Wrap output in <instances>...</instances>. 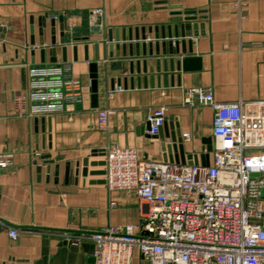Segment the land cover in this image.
I'll return each mask as SVG.
<instances>
[{"label":"crops","instance_id":"0c3cea01","mask_svg":"<svg viewBox=\"0 0 264 264\" xmlns=\"http://www.w3.org/2000/svg\"><path fill=\"white\" fill-rule=\"evenodd\" d=\"M96 8L103 14H94ZM185 23L190 35L181 36ZM181 40L186 47L190 41L192 51L170 54L168 41ZM149 43L153 54L142 55V45L148 49ZM95 53L98 87L93 106L89 64ZM183 57H199V67L168 71L158 86L157 61ZM56 65L66 69L67 77L80 80V100L63 99L62 108L50 115H19L15 95H31L39 88L29 68ZM169 74H174L172 84ZM118 78L120 86L111 89L110 80ZM195 86H211L219 102L264 99V0H0V149L14 151L12 165L0 170V264H87L95 247L90 233L109 225L137 224L147 204L131 192L109 190L104 174L95 172L104 170L100 149L106 146L134 147L144 157L164 161L168 124L161 137L149 134L145 126L158 106L167 109L166 123L172 115L181 133H191L190 140L182 141L184 157L178 162L188 163L195 156L198 163H211L206 141H212L213 111L182 102L183 90ZM101 109L109 111L107 131L98 128ZM110 200L116 207H109ZM11 226L18 230L15 238L9 235Z\"/></svg>","mask_w":264,"mask_h":264},{"label":"built area","instance_id":"2783aa9c","mask_svg":"<svg viewBox=\"0 0 264 264\" xmlns=\"http://www.w3.org/2000/svg\"><path fill=\"white\" fill-rule=\"evenodd\" d=\"M92 12L103 14L101 8ZM29 74L39 88L15 95L19 115H50L63 99L80 100L81 82L67 77L63 66H32ZM182 102L211 107L212 162L159 161L134 147L106 146L107 188L135 194L147 209L137 224L90 233L95 247L87 264H131L134 251L139 264H264V99L219 102L211 86H195L183 90ZM166 111L158 106L148 116L149 134L158 132ZM108 114L98 110L101 131L108 130ZM181 138L190 140L191 133ZM13 156L0 149V170L12 165ZM17 233L11 226L9 235Z\"/></svg>","mask_w":264,"mask_h":264},{"label":"water","instance_id":"95a60500","mask_svg":"<svg viewBox=\"0 0 264 264\" xmlns=\"http://www.w3.org/2000/svg\"><path fill=\"white\" fill-rule=\"evenodd\" d=\"M175 21L180 22L181 19L176 18ZM61 28H62V26H61ZM180 28H181V31H180L181 36L190 35V30H189L190 26L188 23H185L184 25L180 26ZM194 28H195V26H194ZM154 30H155V38L158 39L159 34L156 33V28ZM194 33H196V32H194ZM167 36L171 37L170 31L167 32ZM174 36L178 37V30L177 29H175V31H174ZM164 37H165V33H164V31L163 32L161 31V38H164ZM134 38L138 39L137 33H135ZM142 38L144 39L145 37L143 36ZM122 39H125V37L122 36ZM128 39H132L131 34H128ZM109 40L110 41L112 40L111 35H109ZM115 40L119 41V38L117 35L115 36ZM63 41H64V39L61 38L60 43H63ZM52 42L55 43L56 41L53 40ZM43 43L44 42L41 40V44H43ZM160 44H161V52L163 54H165L166 53V42L162 40L160 42ZM167 44H168V52L170 54H172L173 52L179 53L180 49H181L182 53H186V51H188V52L192 51V48L190 47V41H187V47H186L185 40H181L180 43H179V41H175L174 44H173V41H168ZM154 46H155V49H154L155 54H157V55L160 54L159 42L158 41L155 42ZM97 48L98 47L95 46V50H97ZM108 48L110 50V55H111L113 46L110 44ZM116 48H118L117 45H116ZM128 50H129V55H132L133 52H132V45L131 44L128 45ZM64 51H65V49L63 47L62 52L64 53ZM141 53H142V55H146L147 53L149 55H152L153 54L152 44H150V43L148 44V49H146V45H142ZM52 54L54 56L56 55V48H53ZM122 54L126 55V45L125 44H122ZM135 54L136 55L140 54V49L138 47V44H135ZM43 55H45V49L42 50V56ZM97 60H98V54L95 53L94 61L90 62V64H89L90 89H91V93H92L91 94V100H92L93 106L96 105V99H97V87H98V80H97L98 74H97V62H96ZM52 61H56L55 57L52 58ZM199 61H200L199 57H183L180 60H174L173 58H170L168 60L162 59L161 62H160V60H158L157 65H156V72L158 73L156 75L157 85L158 86L160 85L161 75H164L168 71L170 73H173L174 70H183V71L194 70L195 68L199 67ZM142 71L146 72V67L144 65H143ZM137 72L138 73L140 72V68H137ZM129 73L130 74L133 73L132 63H130V65H129ZM169 76H170V83L172 84L174 81V74H169ZM132 80H133V77L130 78V82H132ZM126 81H127V77H123L122 78L123 86L126 85ZM136 81L139 84L140 76H138L136 78ZM150 82H151V84H153L154 76L150 77ZM143 83L146 84V78L145 77L143 78ZM115 84L117 87H119L121 84V78H118L116 80H114V79L110 80V88L111 89H114ZM167 120H168V123H166V120H165L164 123L162 124V126L159 127L158 132L156 134H153V136H155V137L160 136L161 137L162 128H164L166 130V126H167L166 124H168V127L171 130L170 134L168 135L170 137V141L167 143H165V142L162 143L163 160L164 161L168 160V161L178 162L179 159L183 160V157H184V153H183V149H182L181 132H180V129H179L177 123L173 121L172 115L168 116ZM145 126H146L147 130L149 131V128H150L149 121L146 122ZM165 136H167V135H165ZM206 142H207L206 148L208 151H210L211 150V139L210 138L207 139ZM100 151H101V154H104L103 149H100ZM93 152H96V151H93ZM191 157L188 156L189 159ZM193 158H194L193 161H189L188 163H197V159L195 158V156H193ZM50 161H52V160H50ZM90 164L95 165L97 163L93 162ZM99 164H104V160ZM83 165H84V169H86L87 160L83 161ZM50 169H51V166H49V170ZM67 170H68V165H66V171ZM56 171H58V166H56ZM95 174H104V170H101V172L96 171Z\"/></svg>","mask_w":264,"mask_h":264},{"label":"rangeland","instance_id":"374dc122","mask_svg":"<svg viewBox=\"0 0 264 264\" xmlns=\"http://www.w3.org/2000/svg\"><path fill=\"white\" fill-rule=\"evenodd\" d=\"M131 264H139V258L137 253L134 251ZM145 264V263H144Z\"/></svg>","mask_w":264,"mask_h":264}]
</instances>
